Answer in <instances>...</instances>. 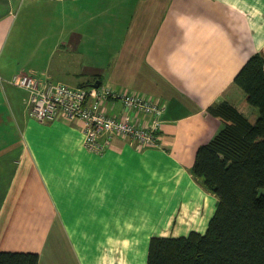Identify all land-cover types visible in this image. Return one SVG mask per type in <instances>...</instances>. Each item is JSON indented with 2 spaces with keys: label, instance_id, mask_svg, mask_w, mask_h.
<instances>
[{
  "label": "crops",
  "instance_id": "0c3cea01",
  "mask_svg": "<svg viewBox=\"0 0 264 264\" xmlns=\"http://www.w3.org/2000/svg\"><path fill=\"white\" fill-rule=\"evenodd\" d=\"M14 1L0 0V251L37 254L38 264H147L151 238L204 234L217 198L190 169L221 129L210 107L227 102L250 123L259 116L233 80L250 57L264 60V0H101L81 24L66 16L79 0H26L36 17L61 18L49 29L55 45L37 34L20 56L9 50ZM31 14L22 27H33ZM64 19L75 23L66 29ZM20 72L158 100V147L117 137L88 152L79 121L30 117L10 82ZM103 111L119 118L122 105Z\"/></svg>",
  "mask_w": 264,
  "mask_h": 264
},
{
  "label": "trees",
  "instance_id": "16d2710c",
  "mask_svg": "<svg viewBox=\"0 0 264 264\" xmlns=\"http://www.w3.org/2000/svg\"><path fill=\"white\" fill-rule=\"evenodd\" d=\"M233 83L243 106L258 110L250 123L227 102L207 112L221 129L196 150L190 173L217 198L204 234L150 239L147 264H264V60L250 57ZM0 264H38L34 253L0 251Z\"/></svg>",
  "mask_w": 264,
  "mask_h": 264
},
{
  "label": "built area",
  "instance_id": "2783aa9c",
  "mask_svg": "<svg viewBox=\"0 0 264 264\" xmlns=\"http://www.w3.org/2000/svg\"><path fill=\"white\" fill-rule=\"evenodd\" d=\"M10 82L26 93L27 110L38 123L53 122L59 115L68 121H79L88 152L103 153L117 137L130 140L139 149L159 145L165 106L151 97L108 86L74 88L22 72L14 75ZM108 102L122 105L119 118L103 111Z\"/></svg>",
  "mask_w": 264,
  "mask_h": 264
},
{
  "label": "rangeland",
  "instance_id": "374dc122",
  "mask_svg": "<svg viewBox=\"0 0 264 264\" xmlns=\"http://www.w3.org/2000/svg\"><path fill=\"white\" fill-rule=\"evenodd\" d=\"M14 2H15L14 6L10 8L11 14L13 15L12 16L13 24L9 30V50L14 52L15 54H19L20 56L21 51L24 48L22 44H25L26 49L30 50L33 44L38 40L34 36L37 34H42V37L48 40L46 42L48 46L49 44L55 45V39L58 36V32L49 29L51 25L58 24L60 22L61 17H59V15L57 14L47 17L46 14H43L42 12H38V11L37 12L40 17H36L37 14L34 12L35 9H33L34 5H31L33 4V2H28V1H23L21 3L19 1L18 2L14 1ZM82 3L85 5V7L82 6ZM99 4H101V0H82V1L79 0V2L77 3V6L79 8L78 12L73 8V10L70 9L69 11L66 12V16L75 19L77 22L81 24V22L76 18H78V16H81V13H85V12L88 13L92 8H94V6L97 7ZM84 9L86 10L84 11ZM22 13H25L27 15L32 13L31 16L35 17L33 19V27L31 28L22 27L21 25ZM17 18L19 19L14 25V22ZM51 19H54L55 21L52 22L48 21ZM74 23H75L74 20L64 19L62 25L64 28L70 29ZM28 38H31V41H29ZM50 39H52V41Z\"/></svg>",
  "mask_w": 264,
  "mask_h": 264
},
{
  "label": "water",
  "instance_id": "95a60500",
  "mask_svg": "<svg viewBox=\"0 0 264 264\" xmlns=\"http://www.w3.org/2000/svg\"><path fill=\"white\" fill-rule=\"evenodd\" d=\"M99 86H100V84L95 83V84H93L91 87H92V88H98Z\"/></svg>",
  "mask_w": 264,
  "mask_h": 264
}]
</instances>
